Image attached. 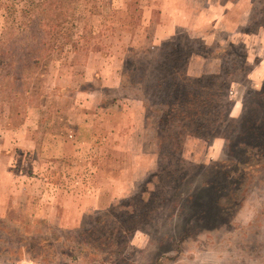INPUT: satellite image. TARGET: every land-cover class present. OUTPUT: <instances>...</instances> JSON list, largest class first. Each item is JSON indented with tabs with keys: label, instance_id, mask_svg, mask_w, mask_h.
Instances as JSON below:
<instances>
[{
	"label": "rangeland",
	"instance_id": "374dc122",
	"mask_svg": "<svg viewBox=\"0 0 264 264\" xmlns=\"http://www.w3.org/2000/svg\"><path fill=\"white\" fill-rule=\"evenodd\" d=\"M205 1L211 6L202 14L199 8ZM187 3L189 24L193 26L196 19L193 28L187 25L190 14L182 9ZM173 10L179 12L175 15L179 26L172 35H231L249 52L247 68L229 85L227 103H222L220 116L209 125L220 136L210 139L204 131L198 132L202 136H183L179 145L184 165L198 167L222 160L232 170L222 180L225 188L218 203L223 209L216 220L206 222L207 230L203 223H193L183 236L186 224L175 227L174 217L168 219L163 212L157 231L137 228L126 240L128 232L118 236V227L103 212L108 204L123 209L118 204L137 193L141 182L159 167L160 149L152 137V119L144 117L140 100L130 95L108 102L114 93L107 88L118 77L125 56L159 42L153 39L167 31L159 23ZM252 13L264 16V0H0V38H13L14 50L30 45L31 56L37 58L35 65L22 68L18 81L11 79L18 75L14 61L20 53H9L12 66L0 70V126H35L32 153L20 149L11 151V157L0 156V180L6 168L20 170L21 179L34 172L41 177L40 184L42 179L45 182L41 198L35 199L32 191L29 197L6 205L0 216V264L44 260L48 264L46 259L59 239L73 235L78 240V234L85 243H90L91 235L100 240L70 251L82 259L55 264H264V151L257 150L264 149V120L250 126L248 145L247 139H241L247 153L255 149L251 155L239 149L238 158H228L226 150L237 121L241 120L240 130L243 121H252L248 113L264 116L262 108L254 109L264 98V26L250 34L238 31ZM241 55L239 51L237 56ZM259 62L262 65L249 78ZM235 161L239 178L233 175ZM3 188L0 182V193ZM17 189L22 193L24 187ZM171 213L180 212L173 207ZM17 238L24 248L11 262ZM39 238L47 239L42 258L33 245ZM123 238L124 248L119 244ZM99 243H109L108 254ZM25 244L39 262L26 258Z\"/></svg>",
	"mask_w": 264,
	"mask_h": 264
},
{
	"label": "trees",
	"instance_id": "16d2710c",
	"mask_svg": "<svg viewBox=\"0 0 264 264\" xmlns=\"http://www.w3.org/2000/svg\"><path fill=\"white\" fill-rule=\"evenodd\" d=\"M253 14L249 15L243 29L238 28L239 32L255 33L264 26V16L261 17L260 14L253 16ZM233 37L227 35L220 38H203L175 33L173 36L144 47L142 50L131 51L120 63L118 77L115 73L117 69L113 71V75L117 78H112L113 83L107 88L108 91L114 93L108 97V102L114 103L118 97L130 95L140 100L144 117L152 119V137L158 141L160 149L156 154L159 167L151 173L147 180L144 179L141 182L137 193L130 196L126 202L121 201L118 204L123 209L120 210L108 204V208L103 212L108 222L111 221L118 227V236L128 232L127 240L132 231L145 226L151 227L154 232L157 231L165 218L163 212L169 215L168 219L171 216L174 217L175 227L179 222L186 224L182 230V234L185 236L187 230L193 227V223L198 226H200L199 223H203L204 229L207 230L206 222L216 220L223 209L222 205L218 203L221 196L223 197L225 188V183L222 180L231 173L232 169L226 168L227 165L222 160L218 163L202 164L198 167L184 165L180 158L179 145L183 136L200 137L203 131L210 139L220 136V134L210 131L209 125L217 116H220L219 109L228 98L226 90L238 75L243 74V69L246 66V53L243 46L240 41H234ZM14 41L13 38L6 40L0 38V70L4 71L6 65L8 68L12 66L13 55L7 56L9 53H20L17 60L14 61L18 65V75L12 76L11 79L18 81L22 68L26 65H35L37 58L31 56L30 45H28L29 48L26 45H19L14 50ZM239 51H242L241 58L237 56ZM245 72L247 73V71ZM7 74L8 72L5 71L4 75ZM134 75L137 76L132 77L130 81L125 79L127 76ZM124 79L125 82H123ZM125 87L131 91L129 92ZM224 89L226 95L223 94ZM69 90L65 88L64 91ZM107 90L102 87L103 93H108ZM261 92L264 95V92ZM257 103L259 106L256 105L254 109L262 108L264 110V98ZM209 113L212 115L210 119ZM248 114L252 121H243V128L238 129L241 120L235 123L234 134L228 139V142H231L230 148L226 149L228 158L234 156L238 158L239 149L243 155H251L249 153L255 150L252 151L247 147L249 150L247 153L242 147L245 145L241 139H247L248 143L246 144L248 145L253 133L250 126L264 120V116ZM220 121L222 120L220 119ZM257 150L258 153L264 151L262 148ZM234 169L233 175L239 178L241 170L237 161L234 162ZM148 184H150V188ZM126 207L127 210L124 209ZM168 207L170 210L166 211ZM173 207H177L180 212L177 216L171 213ZM105 221L106 219H104ZM90 232L92 234V231H86V235ZM88 239L91 240L90 243H85L83 237L79 238V234L78 240L73 235L63 236V239H59L57 249L50 251L49 259L46 261L48 264H55L57 261L72 263L77 258L82 259L83 257L70 253V251L80 244L88 245L92 242L94 244L100 240L93 235ZM124 240L123 238V241L119 242L122 247ZM44 241L47 239L39 238L33 244L39 248L38 258L43 256ZM15 246L16 248L8 261H14L13 257H17L19 249L23 251L24 246L21 239L17 238ZM101 246H106L105 252L108 254L109 243L101 244ZM25 248L27 250L26 258L39 262L37 258H34L35 256L31 255V246L26 247L25 244ZM62 250L63 254H61ZM7 251L9 252V250ZM55 251L58 253L54 254ZM21 257L19 256V258ZM41 263L45 264V260Z\"/></svg>",
	"mask_w": 264,
	"mask_h": 264
},
{
	"label": "crops",
	"instance_id": "0c3cea01",
	"mask_svg": "<svg viewBox=\"0 0 264 264\" xmlns=\"http://www.w3.org/2000/svg\"><path fill=\"white\" fill-rule=\"evenodd\" d=\"M188 5L189 3H187V5L184 6L182 9L183 11H186L188 14H190L188 15L189 18L187 19V23H188L187 25L193 28L195 26L196 19L195 18L192 19L193 26H191L189 24L191 13L186 8L188 7ZM210 6L211 4L209 5V2L205 1L204 5L199 9L200 10L203 9L202 14H206ZM177 8L179 11V7ZM178 14L179 12L176 13V10H173V12L170 13L169 18H165L166 15L163 16V19L161 20V23H159V26L162 28V30H167V31L166 33L165 32L161 33L157 39H153L154 41H161L163 39L173 36L171 34L173 33L172 32L173 29L179 26L178 21L176 20V16H175ZM185 28L187 29L186 25H185ZM246 56H250L248 51H246ZM261 65L262 63L259 62L255 68H252V71H251L252 75L249 74L250 76L249 78H253V74L257 71V69ZM33 131H35V126L27 127L22 124L16 127L0 126V154H2L0 156L11 157V151L20 150V149L24 151L31 150V153H32V150L35 147L34 145L35 139L32 136V134L34 133ZM27 132H29V134L26 136ZM20 134H22V136H20ZM13 167L14 166H12L11 168ZM15 170L16 169H14L13 171L6 170V168L1 170L4 175H2L3 177H2V180H0V182L1 184H3L4 188L3 190H1V193H0V216H3L6 205L11 203L10 201L12 199L18 200V199H21V197L23 198L29 197L28 193L32 194V191H33L34 196L36 197L35 199L41 198L43 196V191H44L43 187L45 186V182L43 181L44 179H42V184H40L39 179L41 177L37 176L34 172H32L33 176H28V179L26 178L21 179L20 170H16V172H14ZM27 174H31V173H27ZM23 180H25V183L22 184L21 181ZM20 186L24 187V189L22 190V193L20 192V189H19V192L16 193V191L18 190L17 187H20ZM37 187H39V189H37ZM21 194H23V196H21Z\"/></svg>",
	"mask_w": 264,
	"mask_h": 264
}]
</instances>
